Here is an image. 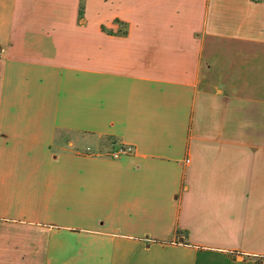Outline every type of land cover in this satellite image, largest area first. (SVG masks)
<instances>
[{
  "label": "crops",
  "instance_id": "1",
  "mask_svg": "<svg viewBox=\"0 0 264 264\" xmlns=\"http://www.w3.org/2000/svg\"><path fill=\"white\" fill-rule=\"evenodd\" d=\"M79 6L0 0V264H264V0Z\"/></svg>",
  "mask_w": 264,
  "mask_h": 264
},
{
  "label": "rangeland",
  "instance_id": "2",
  "mask_svg": "<svg viewBox=\"0 0 264 264\" xmlns=\"http://www.w3.org/2000/svg\"><path fill=\"white\" fill-rule=\"evenodd\" d=\"M73 133L71 132H67V133H62V137L67 139L68 141H71V139L74 137V135H72ZM60 136V137H61ZM62 137L60 139H62ZM84 139L87 141H85V143L87 144L88 148H85L83 150V152H87V153H104V151H107V150H110L111 147L112 148V151L114 149H119L121 148L122 146H124L123 144H119L116 145L111 143V139H107V138H104V137H97V136H91V135H84L83 136ZM94 143H93V141ZM92 141V142H91ZM114 142V141H113Z\"/></svg>",
  "mask_w": 264,
  "mask_h": 264
},
{
  "label": "built area",
  "instance_id": "3",
  "mask_svg": "<svg viewBox=\"0 0 264 264\" xmlns=\"http://www.w3.org/2000/svg\"><path fill=\"white\" fill-rule=\"evenodd\" d=\"M132 147L129 146V145H124L122 146L121 148L113 151L110 153V156H112L113 158H118L119 156L121 155H124V154H129L132 152Z\"/></svg>",
  "mask_w": 264,
  "mask_h": 264
},
{
  "label": "trees",
  "instance_id": "4",
  "mask_svg": "<svg viewBox=\"0 0 264 264\" xmlns=\"http://www.w3.org/2000/svg\"><path fill=\"white\" fill-rule=\"evenodd\" d=\"M83 2L84 0H80V6H79V17L83 16Z\"/></svg>",
  "mask_w": 264,
  "mask_h": 264
}]
</instances>
